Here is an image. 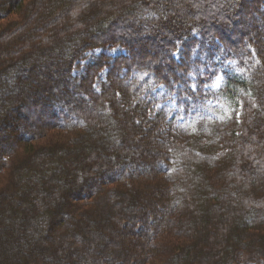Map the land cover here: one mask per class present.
Instances as JSON below:
<instances>
[{"label": "trees", "instance_id": "16d2710c", "mask_svg": "<svg viewBox=\"0 0 264 264\" xmlns=\"http://www.w3.org/2000/svg\"><path fill=\"white\" fill-rule=\"evenodd\" d=\"M107 248L264 264V0H0V264Z\"/></svg>", "mask_w": 264, "mask_h": 264}, {"label": "rangeland", "instance_id": "374dc122", "mask_svg": "<svg viewBox=\"0 0 264 264\" xmlns=\"http://www.w3.org/2000/svg\"><path fill=\"white\" fill-rule=\"evenodd\" d=\"M257 22H259L260 23V21H257ZM261 25V24H260ZM113 53H114V55H117V54H119V50L118 49H113V51H112ZM92 59V54H90V56H89V59H88V61L89 60H91ZM87 62H85V63H83V64H86ZM80 70H76V72L75 73H78ZM102 75V78H105L104 76H105V72L104 73H102L101 74ZM221 81H222V79H221V77H217L216 79H215V84H214V86L215 87H218L219 86V84L221 83ZM169 104H171L172 105V107H176V100L174 99V100H171V101H169ZM175 109V108H174ZM30 119L32 120V121H35V119H34V117L33 116H31L30 117ZM184 121V119H181V122H183ZM143 136L145 137V134H143ZM186 140H187V138H186ZM148 141H150L151 142V144H153V143H157V137H156V135H153V136H149V140ZM131 151H133V150H131ZM128 168L129 169H131V167H129L128 166ZM133 168V167H132ZM138 170L139 171H141V170H143V172L144 171H149L148 170V167H142L141 168V166L138 168ZM98 177V176H97ZM97 180V179H96ZM86 183V182H85ZM85 183H83L84 184V186H85ZM82 184V185H83ZM157 214H159V216L158 217H164V215L162 214V213H157ZM126 216H128L129 217V213L128 212H126ZM105 228L108 230L109 229V227L106 225L105 226ZM124 230H126V229H124ZM114 237V240H116L117 242H118V244H120V245H123L122 247H121V249L123 248V247H125V245H126V242H125V240L126 239H130V241L132 242V244H134V247L136 248H134L135 249V252L136 253H140L139 251H138V248H137V246H138V244H137V242H135V240H142V241H146V239L145 238H141V235L140 236H138V237H135L134 238V236H132V235H130V236H121V235H114L113 236ZM101 238L100 237H98V240H94V242H95V244H97V246H102L105 242V244H108V242L109 241H107V240H103V242L101 243L100 240ZM111 239H113V238H111ZM98 241V242H97ZM97 242V243H96ZM102 244V245H101ZM132 246V245H131ZM102 249V248H101ZM130 249H132V247H130ZM129 249V250H130ZM123 250V252L121 253V257H124L125 255H126V249H122ZM109 251H110V249H105V252H106V258H105V261H106V263H112V261H113V256H109L108 254H109Z\"/></svg>", "mask_w": 264, "mask_h": 264}, {"label": "snow or ice", "instance_id": "6c2138e0", "mask_svg": "<svg viewBox=\"0 0 264 264\" xmlns=\"http://www.w3.org/2000/svg\"><path fill=\"white\" fill-rule=\"evenodd\" d=\"M174 86H176V85H175V82H174ZM94 87H95V85H94ZM193 91H195V89H194V88H193ZM181 119H183V118H181Z\"/></svg>", "mask_w": 264, "mask_h": 264}]
</instances>
